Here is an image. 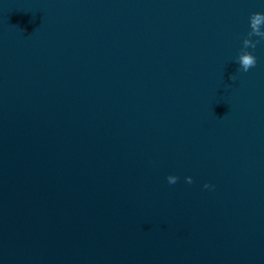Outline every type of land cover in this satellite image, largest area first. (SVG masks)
I'll return each mask as SVG.
<instances>
[{"label": "water", "instance_id": "95a60500", "mask_svg": "<svg viewBox=\"0 0 264 264\" xmlns=\"http://www.w3.org/2000/svg\"><path fill=\"white\" fill-rule=\"evenodd\" d=\"M256 13L0 0V264H264Z\"/></svg>", "mask_w": 264, "mask_h": 264}, {"label": "clouds", "instance_id": "9594fccd", "mask_svg": "<svg viewBox=\"0 0 264 264\" xmlns=\"http://www.w3.org/2000/svg\"><path fill=\"white\" fill-rule=\"evenodd\" d=\"M261 16H264L262 14H259V13H256V14H253L250 18H253L254 19V31L256 30L255 29V24H258L259 23V19ZM257 34H259L257 32ZM262 39H264V37H262ZM259 41H257L258 43ZM256 45H253V48H255ZM256 65V58L253 59L251 56L250 57H247L245 60H244V67H245V70H247L249 67H254Z\"/></svg>", "mask_w": 264, "mask_h": 264}]
</instances>
